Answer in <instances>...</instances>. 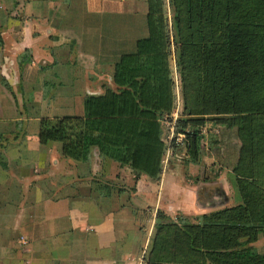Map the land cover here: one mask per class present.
<instances>
[{
    "label": "crops",
    "instance_id": "0c3cea01",
    "mask_svg": "<svg viewBox=\"0 0 264 264\" xmlns=\"http://www.w3.org/2000/svg\"><path fill=\"white\" fill-rule=\"evenodd\" d=\"M18 2L0 5V223L12 225L0 264H146L158 212H208L199 188L212 182L214 161L177 162L168 148L152 179L97 148L74 162L61 144H41L39 130L42 118L83 116L87 95L116 89V56L148 34L147 2Z\"/></svg>",
    "mask_w": 264,
    "mask_h": 264
},
{
    "label": "trees",
    "instance_id": "16d2710c",
    "mask_svg": "<svg viewBox=\"0 0 264 264\" xmlns=\"http://www.w3.org/2000/svg\"><path fill=\"white\" fill-rule=\"evenodd\" d=\"M146 2L148 34L116 56V89L86 96L83 116L42 118L40 143L61 144L62 155L78 163L97 148L120 166L158 179L167 151L161 121L175 108L173 32L181 116L195 126L225 116L236 127L241 151L233 171L242 200L196 216L158 212L147 264H264V254L249 245L264 236V0ZM176 134L185 135L186 154L199 162L202 131Z\"/></svg>",
    "mask_w": 264,
    "mask_h": 264
},
{
    "label": "rangeland",
    "instance_id": "374dc122",
    "mask_svg": "<svg viewBox=\"0 0 264 264\" xmlns=\"http://www.w3.org/2000/svg\"><path fill=\"white\" fill-rule=\"evenodd\" d=\"M0 5L3 7V10L5 12H9L10 10L16 9L19 5V2L18 0H0ZM166 9H167L168 18H169V25L171 27L173 17H174V11L169 1L167 2ZM135 19H136V22H135L136 31L135 32L136 34L141 35L140 29H139L138 18H135ZM105 43L108 47H110L113 44L111 40H107ZM171 66L173 69V76L175 79L174 80L175 108L170 114L162 118V121H161V129L163 131L162 140L166 144L167 150L168 148L170 149L171 158L174 157V160L177 162L186 161V163H190L192 162V160L186 154L187 153L186 149L184 146H182L183 142L176 143L177 145H179L177 146L175 143H173V140L175 136L177 135L176 133L181 128H184V130L190 134L198 130H201L205 138L202 141V145H201L202 150H201V153L199 154V158H198L199 162L197 163L202 166L203 164L206 163V161H209V163L214 161V164L211 166L213 170V175L211 177L212 182L208 183V185L200 184L201 185V187L199 188L200 194H201L200 201H201V204H204V203L208 204V203L215 202V206H210V208L207 209L208 212H205L203 214H209L216 210H220L223 208L232 207L234 205L240 204L242 199L238 191L236 175L233 171L238 163V159H239L240 151H241V141L237 137L236 127H231L228 121H226L227 117L225 116L223 118L222 117L221 118H214V117L206 118L204 123L198 126H195L194 124L190 122H186L184 115L181 116L182 82H181V78L179 75L180 73H179V66L177 62V49H176L175 37H174L173 32H172V39H171ZM95 82H93L92 84L94 85ZM58 98H61V97H58ZM75 106L76 105L73 104L72 108H75ZM175 113H178V117L181 116L180 118L182 120L181 122L180 121L175 122L174 120ZM52 116H54L53 118H58V117H64V116H78V115H75L73 111H71L69 114L67 113L65 114L62 111H58V112L52 113ZM44 118H49V117H44ZM173 125H174V131H175V133L173 131V134H175V136L171 137L170 136L172 133L171 127H173ZM166 154H167V151H166ZM168 154H169V151H168ZM177 216L175 218H177ZM11 227L12 225L10 224L0 223V245H2L5 242L6 238L10 236L11 234L10 231H12ZM1 231L3 234L1 233ZM20 242L23 244L22 246L28 245V241L26 240H20ZM249 245L255 248L260 254H264V236L260 235L256 241L251 242ZM146 264H147V261H146Z\"/></svg>",
    "mask_w": 264,
    "mask_h": 264
},
{
    "label": "built area",
    "instance_id": "2783aa9c",
    "mask_svg": "<svg viewBox=\"0 0 264 264\" xmlns=\"http://www.w3.org/2000/svg\"><path fill=\"white\" fill-rule=\"evenodd\" d=\"M174 115H175L174 120H175V122H176L177 119L179 118V117H178V113H175ZM171 131H172V133H171L170 136H171V137H172V136H175V134H173V131H174V125H173V127H171ZM174 133H175V131H174ZM184 136H185L184 134H179L176 138H174V137H173V138L176 140V143H178V142L180 143V142L183 141ZM167 154H168V150H167Z\"/></svg>",
    "mask_w": 264,
    "mask_h": 264
}]
</instances>
